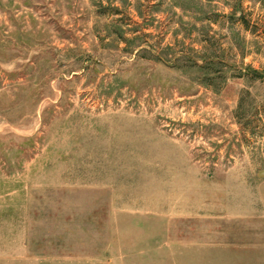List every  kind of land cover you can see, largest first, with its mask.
<instances>
[{
  "label": "rangeland",
  "instance_id": "374dc122",
  "mask_svg": "<svg viewBox=\"0 0 264 264\" xmlns=\"http://www.w3.org/2000/svg\"><path fill=\"white\" fill-rule=\"evenodd\" d=\"M0 264H264V0H0Z\"/></svg>",
  "mask_w": 264,
  "mask_h": 264
}]
</instances>
